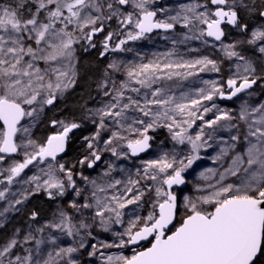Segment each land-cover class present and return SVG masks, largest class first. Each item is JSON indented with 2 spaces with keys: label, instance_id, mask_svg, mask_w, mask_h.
I'll use <instances>...</instances> for the list:
<instances>
[{
  "label": "snow or ice",
  "instance_id": "6c2138e0",
  "mask_svg": "<svg viewBox=\"0 0 264 264\" xmlns=\"http://www.w3.org/2000/svg\"><path fill=\"white\" fill-rule=\"evenodd\" d=\"M228 29L243 39L226 43ZM154 30L172 48L145 62L128 45ZM193 41L223 58L186 59L199 51L187 47ZM98 45L101 58L135 56L104 65L89 85L96 95L89 92L77 110L59 108L88 82L79 53ZM225 61L226 78L187 91L170 86L221 74ZM257 87L264 95V0L175 7L157 0H0V264H264V99H253ZM217 100L239 103L221 108ZM41 125L45 134L37 136ZM162 129L167 136L157 143ZM207 149L217 166L199 173L195 195L178 194ZM70 151L75 155L65 159ZM150 151L155 158L124 179L113 176L112 161L85 175L105 153L128 160ZM36 197L55 205L50 215L32 208L7 230L12 214Z\"/></svg>",
  "mask_w": 264,
  "mask_h": 264
},
{
  "label": "rangeland",
  "instance_id": "374dc122",
  "mask_svg": "<svg viewBox=\"0 0 264 264\" xmlns=\"http://www.w3.org/2000/svg\"><path fill=\"white\" fill-rule=\"evenodd\" d=\"M183 2H185V0H157L158 5L166 6V7H175L178 3H183ZM257 2H259V0H257ZM254 22H258V21H254ZM227 32H228V35H227V39L225 40L226 43L230 42L232 40L243 39V36L239 35L237 32H235V30L228 29ZM164 35L165 34L163 32L162 33L157 32V33L149 36L148 39L141 40L138 42H130L128 47H132L136 51H139L141 53V55L146 58L145 59V62H146L147 59L153 58L154 54H163L172 48L171 41L163 39ZM191 43H193V45L187 46V47L199 49V51L193 52V53L192 52L187 53L185 55L186 59L196 58L199 55H210L211 58H213V59H217V58L222 59L223 58L222 54L219 52L218 48L213 49L211 47L202 46L199 41H193ZM97 49H99V45L97 46ZM179 52L184 54L186 52V48L184 46H181L179 48ZM79 55L81 58V65H82L79 70L81 72V75H83L85 72L89 73L88 82L85 83L82 80L81 81L82 87H77L75 93L70 92L69 94H67L65 96V98L63 99V101L60 104H58L59 108L68 109V110H77L79 108V105L82 104L84 102V100L88 99V93L89 92L91 93L92 96L96 95L94 85H92L91 87H89V85L91 84V82L93 80H96L99 78V75L102 72L104 65H106L112 59H118V56H123L124 58H127V60H131L134 58L135 52H133V53H115V54L110 53L105 58H101L99 56V50H97L95 52H92V50H90L89 53H79ZM228 68H229V63L227 61H225V63L222 65V73L221 74L212 73V72L201 73L199 76L189 78L186 81H178L177 84H175V85L171 84V82H170V86H172L174 88H180V89L187 91L191 88L202 86V84H201L202 80L217 79L220 76H225V74L228 72ZM225 78H226V76H225ZM255 91H256L257 95L253 99H255V100L264 99V95L261 94V90L258 87L255 89ZM216 102L221 108H233V109L239 103L238 101L236 103H233L232 101L225 103V102H221L219 100H217ZM55 111H56V109H52L51 111H49L48 116L52 117L53 114L55 113ZM87 128L89 130H91L90 125H87ZM34 131H35L37 136L44 135L45 134V125H41L37 129H34ZM84 134H88V132L86 131ZM226 135L227 134L225 133V136ZM166 136H167L166 129L160 130V135L157 137V143L164 140ZM75 147L79 148V142H77V145ZM200 154H201L202 158L200 160L196 161V163L193 165L192 169H189L188 173L186 174L187 184L183 188L175 189L178 194L195 195L196 193L194 192V186L196 185V183L202 182V178L199 177V173L202 171H205L208 168H214L217 166L211 160V157L213 155H215V152L212 149L201 150ZM74 155H75V152L70 151L69 156L65 157V159H69ZM16 158L19 159V157H16ZM152 158H155V157L151 151L144 157L137 158V159L130 158L128 160H115L114 158L111 157L110 153H105L103 161H101L98 164L95 171L87 170L85 172V175H91V176L97 175L106 166L104 161H112L114 163L115 169H116L113 172V176H115V178H117V179H124L126 173H128V172L134 173L135 172V168L140 166L142 160H147V159H152ZM121 168H123L125 171L121 172L120 171ZM35 171H36L35 168H33L31 171L26 170L28 175H32V173ZM19 187H20V185H15V186H13L12 190L16 191ZM153 195H154V193H153ZM3 205H4V202L0 201V206H3ZM54 207H55V205L51 204L44 197L33 198L31 203H29L26 206L24 212H22L20 214H15V213L12 214L13 216H15V220L12 221V223L7 224L6 229L11 230L13 225H15L17 227L21 226V224L25 221L26 213L28 211H30L32 208L40 209L42 211V215H44V214L50 215V213L54 209ZM147 207L148 206H145V209ZM145 209H140L139 210L140 214H142V215L146 214ZM131 210H132V206H129V209H127L126 211L130 212ZM114 229L120 230V227L114 226ZM100 238L110 241L112 238L111 233L101 232ZM119 251L120 250L112 249V250H110L109 254H119ZM123 252L125 255L131 254V251L129 249H125V250H123Z\"/></svg>",
  "mask_w": 264,
  "mask_h": 264
},
{
  "label": "water",
  "instance_id": "95a60500",
  "mask_svg": "<svg viewBox=\"0 0 264 264\" xmlns=\"http://www.w3.org/2000/svg\"><path fill=\"white\" fill-rule=\"evenodd\" d=\"M157 32H162L161 30H154V32L153 33H151V34H149V36H151V35H153V34H155V33H157ZM210 40H211V38H209ZM219 101H221V100H219ZM221 102H225V103H227V102H230V101H227V100H224V101H221ZM148 154V153H147ZM147 154H140V156L138 157V158H141V157H144V156H146ZM134 159H137V158H134ZM185 185H182V186H179V187H177L176 189H179V188H183ZM151 239V238H150ZM143 244H144V246H148V242L147 241H145V242H143Z\"/></svg>",
  "mask_w": 264,
  "mask_h": 264
},
{
  "label": "trees",
  "instance_id": "16d2710c",
  "mask_svg": "<svg viewBox=\"0 0 264 264\" xmlns=\"http://www.w3.org/2000/svg\"><path fill=\"white\" fill-rule=\"evenodd\" d=\"M138 42V41H137ZM193 45V43H190L188 46H191ZM193 53V52H192ZM118 59H124V60H127V58H124L123 56H118ZM91 126V125H90Z\"/></svg>",
  "mask_w": 264,
  "mask_h": 264
},
{
  "label": "flooded vegetation",
  "instance_id": "af4514ba",
  "mask_svg": "<svg viewBox=\"0 0 264 264\" xmlns=\"http://www.w3.org/2000/svg\"><path fill=\"white\" fill-rule=\"evenodd\" d=\"M158 33H162V32H158ZM97 39H98V40H102L103 37L101 36V37H98ZM97 50H99V49H94V50H92V52H95V51H97Z\"/></svg>",
  "mask_w": 264,
  "mask_h": 264
}]
</instances>
